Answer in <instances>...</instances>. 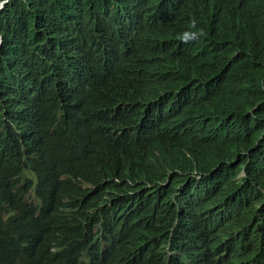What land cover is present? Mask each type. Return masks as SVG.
Listing matches in <instances>:
<instances>
[{"label":"trees","instance_id":"obj_1","mask_svg":"<svg viewBox=\"0 0 264 264\" xmlns=\"http://www.w3.org/2000/svg\"><path fill=\"white\" fill-rule=\"evenodd\" d=\"M262 250L264 0H0V264Z\"/></svg>","mask_w":264,"mask_h":264},{"label":"clouds","instance_id":"obj_2","mask_svg":"<svg viewBox=\"0 0 264 264\" xmlns=\"http://www.w3.org/2000/svg\"><path fill=\"white\" fill-rule=\"evenodd\" d=\"M192 29H196L193 31ZM206 32L202 28H197V21L195 18L191 19L189 22V30L184 31L179 34L177 37L181 43H192L195 41H198L202 37H206ZM43 85L45 91L50 95H58L60 90V79L59 74L57 70H49L45 73L44 79H43ZM80 121L79 118H76L73 123L78 124ZM256 264H264V250H262L257 258Z\"/></svg>","mask_w":264,"mask_h":264},{"label":"bare ground","instance_id":"obj_3","mask_svg":"<svg viewBox=\"0 0 264 264\" xmlns=\"http://www.w3.org/2000/svg\"><path fill=\"white\" fill-rule=\"evenodd\" d=\"M33 70V69H32ZM35 148H37V146L35 147ZM95 152V151H94ZM96 153V152H95ZM27 211V210H26ZM9 236V235H8Z\"/></svg>","mask_w":264,"mask_h":264}]
</instances>
